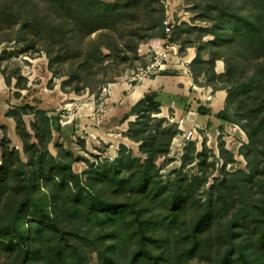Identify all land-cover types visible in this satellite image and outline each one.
Wrapping results in <instances>:
<instances>
[{
  "label": "trees",
  "instance_id": "1",
  "mask_svg": "<svg viewBox=\"0 0 264 264\" xmlns=\"http://www.w3.org/2000/svg\"><path fill=\"white\" fill-rule=\"evenodd\" d=\"M194 8L197 21L207 28L182 23L169 40L175 42L176 32L186 28L189 37L181 45L197 50L191 64L195 84L227 92L218 117L246 133L248 144L241 152L247 171H227L225 162L220 178L203 190L204 197L198 192L207 179L199 187L180 177L160 180L156 162L170 153L171 141L181 132L170 126L162 133V138H169L164 141L151 133L141 114H159L161 105L148 95L132 109L138 120L129 130L146 161L121 153L113 163L91 167L84 183L70 153L60 148L55 157L50 152L53 130L48 112L18 108L8 115L16 123L28 162L10 148L4 132L0 264L3 259V264H83L79 241L88 240L81 236L83 221L104 224L128 212L134 217L130 230L135 224L142 227L131 236L136 247L130 264H186L194 259L264 264V0H196ZM166 12L164 0H0V32L12 31L23 54L44 51L55 77L64 73L55 69L60 56L53 54H63L64 45L67 54H81L79 61L69 62L61 88L75 83V91H96L104 83L98 80L100 73L116 54H137L147 40L167 39ZM158 29L161 33L153 34ZM208 37L212 40L205 41ZM218 61L225 65L222 75L215 71ZM25 115L34 117L32 133ZM158 122V127L167 123ZM221 153L224 159L226 153ZM136 164L137 171L131 173ZM119 196L130 198L119 203ZM159 224L173 229L172 238L155 232Z\"/></svg>",
  "mask_w": 264,
  "mask_h": 264
},
{
  "label": "rangeland",
  "instance_id": "2",
  "mask_svg": "<svg viewBox=\"0 0 264 264\" xmlns=\"http://www.w3.org/2000/svg\"><path fill=\"white\" fill-rule=\"evenodd\" d=\"M103 1L113 3L116 0ZM195 1L164 0L167 11L164 33L168 36L167 39L151 38L139 46L137 54H116L108 63L106 72L100 73L98 80L104 83L98 86L96 91H75V83L67 86L64 91L61 88L62 83L68 79L65 74L70 71L69 62L79 61L81 54H67L65 45L63 54H53L60 56L55 69L64 73L62 78L55 77L49 70V59L44 51L23 54L22 46L12 40V31L0 32V164L3 154L1 143L5 133L10 141V148L20 152L24 164L28 162L22 140L16 133V123L8 115L9 112H16L18 108L25 106L48 112L52 118L53 130L50 152L55 157H58L60 148L70 153L75 161L73 169L82 176L84 183L87 181L86 173L91 167L113 163L120 158L121 153L132 155L140 160V163H144L147 157L140 150L141 144L129 136L130 124L138 120V116L132 114V109L136 108L139 102L132 103L129 97L144 80L153 79L163 72L168 74V70L174 71L169 67L174 64L183 66L184 58L188 54L197 53L196 48L181 45L189 37L184 27L176 32L175 42L169 40L173 29L182 23L191 27L207 28L205 23L197 21V15L193 12ZM157 33H161V30L153 32ZM95 38L96 36L92 37ZM191 40L197 42L196 37ZM211 40L209 37L205 39ZM121 43L122 46L125 45V42ZM105 53L109 55L106 50ZM221 63L224 72L219 75L226 72L224 63ZM182 70L184 71V68ZM8 79L11 81L10 85L7 83ZM195 108H199L198 105ZM191 113L192 118L189 117ZM195 114L193 111H189L188 115L183 113L186 117L180 120H187L188 117L190 119L183 124V128L189 129ZM141 116H144L143 122L148 124L151 133L163 139L159 141L169 139L167 136L162 138V133L170 126H177L181 132L171 141L170 153L156 162L160 180L180 177L190 179L195 187H199V184L207 179L205 187H200L198 192L204 197L203 190L211 188L215 179L220 178V171L225 162L229 163L227 171H247V162L241 151L243 146L248 144V138L240 126L216 120L210 122L209 119L199 131L202 139L185 146L180 138L184 132L180 128V120L174 118V111L166 114L160 107L159 114L148 115L146 112ZM24 120L32 133L33 115H25ZM158 120H165L167 123L164 122L158 127ZM222 149L226 153L224 159ZM197 154L202 155L200 159L196 157ZM184 159L186 166H183ZM136 168L137 164L131 173L136 172ZM85 192L91 195L88 189H85ZM128 198L130 197L119 196L116 201L126 203ZM131 222L134 223V217L129 212L116 217L113 222L104 224L101 220H84L81 236H87L88 240L79 241L83 251V264H130L136 247L131 236L142 228L140 224H135L134 229L130 230ZM172 230L161 224L155 227L157 234L169 237L173 236ZM3 263L4 259L1 261V264ZM186 264L210 263L194 259Z\"/></svg>",
  "mask_w": 264,
  "mask_h": 264
},
{
  "label": "crops",
  "instance_id": "3",
  "mask_svg": "<svg viewBox=\"0 0 264 264\" xmlns=\"http://www.w3.org/2000/svg\"><path fill=\"white\" fill-rule=\"evenodd\" d=\"M195 57L196 54H188L184 58L186 62L184 60L183 66L174 64L169 67L174 71L168 70L166 75L160 73L153 79L144 80L142 85L136 87L131 93L130 101L137 103L148 95L153 96L160 103L164 113L174 111L176 120L185 118L189 111L196 112L193 124H200L201 129L205 127V122L209 119L210 122L221 121L218 116L225 109L227 92L224 90L214 91L210 87L196 86L191 72V64ZM183 68L184 71L182 70V72L181 69ZM215 71L217 74L224 72V66L221 62H218ZM197 105L199 108H195ZM204 111L207 114H203Z\"/></svg>",
  "mask_w": 264,
  "mask_h": 264
},
{
  "label": "built area",
  "instance_id": "4",
  "mask_svg": "<svg viewBox=\"0 0 264 264\" xmlns=\"http://www.w3.org/2000/svg\"><path fill=\"white\" fill-rule=\"evenodd\" d=\"M191 115H193V114L191 113L189 117H191ZM189 117L187 118V120L189 119ZM187 120L186 119H182V120L179 121L180 122V128H181V130L183 129V132H184L183 136H181L180 138L182 139L183 144L185 146L187 144L193 142V141H196L198 139H200V140L202 139L201 135L199 134V131L201 130L200 124L194 123L189 129H185V128L182 127L183 124H185Z\"/></svg>",
  "mask_w": 264,
  "mask_h": 264
},
{
  "label": "water",
  "instance_id": "5",
  "mask_svg": "<svg viewBox=\"0 0 264 264\" xmlns=\"http://www.w3.org/2000/svg\"><path fill=\"white\" fill-rule=\"evenodd\" d=\"M220 62H222V61H220Z\"/></svg>",
  "mask_w": 264,
  "mask_h": 264
}]
</instances>
